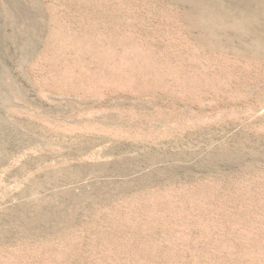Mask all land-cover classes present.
<instances>
[{"label":"rangeland","instance_id":"rangeland-1","mask_svg":"<svg viewBox=\"0 0 264 264\" xmlns=\"http://www.w3.org/2000/svg\"><path fill=\"white\" fill-rule=\"evenodd\" d=\"M0 264H264V0H0Z\"/></svg>","mask_w":264,"mask_h":264}]
</instances>
